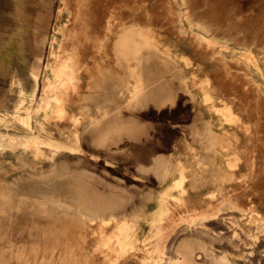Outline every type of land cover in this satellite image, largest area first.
<instances>
[{"label":"rangeland","instance_id":"1","mask_svg":"<svg viewBox=\"0 0 264 264\" xmlns=\"http://www.w3.org/2000/svg\"><path fill=\"white\" fill-rule=\"evenodd\" d=\"M31 1H34L36 6L39 3V0H14L13 6L7 8L8 20L3 17L0 20V213H3V208L13 206L5 210V215L11 221L7 220L3 225L0 224V234H3L0 235V264H97V262L98 264H166L169 262L167 258L179 255L175 252L176 243L183 237L191 236L196 230L200 231L199 236L204 242L208 256L220 258L222 264H264V85L248 81L243 87L237 80L238 77L226 74L232 65H236L237 68L249 67L252 73L259 77L255 74L257 70L254 65V62H258L264 77V59H262L264 58V0H149L150 3L148 0H112L113 7L115 1L118 3V19L112 23L113 26L124 25L125 28L132 29L131 40L139 49L126 55L131 60L121 61V66H118V58L121 59L122 55L119 56V52L113 46L116 45L118 35L109 32L103 39L98 54L100 63L107 71L106 74L108 76L114 74L116 77V81L107 84L111 91L108 97L103 96L98 101L76 104L66 102L67 113L55 111L52 115L41 117V122L38 123H35L34 117L28 116L27 112L37 108L40 103L43 94V72L37 87L31 78L28 82L24 80L21 69L22 60L26 57L25 73L29 76L28 68L35 60L33 53L25 55L23 50L26 42L28 41L27 43L35 48L37 41L42 38V30L38 31L37 35H31L30 23L26 26L28 35L23 30L22 20L24 14L29 12ZM45 1H53L55 4L54 17L50 23L48 35V39L52 41L53 37L59 36V17L64 11L61 10L62 0ZM0 7H4L2 0H0ZM44 26L43 24V28ZM50 51L51 45L48 42L44 47L42 68L47 65ZM152 62L161 66L170 65L172 70L183 79V81L175 80V84L177 87L184 86L181 92L192 102L195 119L189 130V138L182 149L167 159L161 169L162 184L166 181L167 172L173 169L177 162L182 161L189 168L187 170L189 177L184 180L183 185L187 187L186 192L181 193L180 187L173 188L169 192L172 210L166 213L171 218L168 222L165 221L166 230L161 234L165 241L166 256L157 260H145L140 257L144 253L142 249L138 258L130 257V253L140 249L145 242L129 243L128 247L122 249L117 240L106 238L108 234L113 235L116 222L114 224L112 221H103L102 218L92 221L97 216L88 209L78 208L73 202H71L73 206L69 208L50 206L46 209L43 208V203L51 198L65 200V197L77 189L86 196L91 194L95 196L94 186L90 183L86 184L84 175L73 170L68 164V159L64 157L65 152L69 151V147L73 144V132L84 127L96 131L105 128L108 124H119L123 114L141 109L143 105H139V101L135 104L136 101L132 100L131 92L137 96L139 86L145 83L144 70ZM219 72L222 73L220 80L224 90L222 87L213 90L215 101L212 100V102L223 108L225 112L230 111L231 116L243 119L242 117L246 114L243 111L245 101L241 99L240 92L245 90L246 99L252 104L254 119L263 120L262 140L257 143L258 135L256 134L253 140L254 146L248 149L243 158L225 157V163L222 166L210 165L206 161L207 164L204 162L200 164L205 151L202 150L199 136L207 134L209 113L190 91V85L193 83L204 87L208 83L215 82L214 77ZM241 73L243 76L244 72ZM115 85L117 92L113 91V88H116ZM256 88L260 89L263 103L258 101L259 93H255ZM120 90L124 92L120 93ZM98 102L101 103V109L97 108ZM83 106H87L88 110L83 111ZM74 107L77 111L73 110ZM74 114L78 115V119L73 116ZM31 126H37L36 132L40 135L41 144L38 150H34L26 143L24 145L9 143V138H17V135L24 134ZM119 133L115 131L112 135ZM1 136L5 138L1 139ZM23 140L28 141L25 138ZM103 145L108 147L109 144H102V147ZM220 170H223V173L229 172L232 179L229 182L224 181ZM214 190L216 192L212 194L210 206L207 208H202L199 202H194V196ZM158 195H160V188L150 198L141 202L142 206L139 210L129 215L133 220L126 224L129 229L153 227L145 224L146 220H158L163 217L157 208L160 201ZM18 203L21 204L20 208L16 207ZM198 205L199 209H197ZM100 212L99 216L103 217L102 210ZM31 223H35L34 226ZM210 223L214 224L212 228L207 227ZM62 226H64V232L61 231ZM42 228H45L43 232ZM8 229H11V232ZM56 243L57 245H54ZM4 253L6 256L3 255ZM70 253L73 255L71 256Z\"/></svg>","mask_w":264,"mask_h":264},{"label":"bare ground","instance_id":"2","mask_svg":"<svg viewBox=\"0 0 264 264\" xmlns=\"http://www.w3.org/2000/svg\"><path fill=\"white\" fill-rule=\"evenodd\" d=\"M111 1L112 0H62V2H61V10H63L64 13L62 14V16L59 17V23H60V26L58 28V30H59V36H57L55 38L53 37L52 41H50L48 39V35H49V32H50V23H52L51 22L52 20H50V19L49 20H45V19H40L38 17H35V19H31V20L27 21L25 24H22L23 25L24 33L26 35H28V30H27L26 26L29 23L31 24V31H30L31 32V35L32 34L33 35H37L38 31L42 30V38H41L40 41H37V43H36L37 45H36L35 48H33L29 43H27L28 41L26 42V44L24 46V50L23 51H24L25 55L30 54V53H33L35 55L34 62H32L30 64L29 68H28L29 76L26 75V73H25V71L27 69V60H26V57L23 58L22 63H21V69H22V73L24 75V80L26 82H28L29 79L31 78V80L35 83V85L37 87L39 86V79L42 76V72H43V80H42V82H43V94H42V97L40 99V103L37 106V108L30 109L27 112V115L28 116L34 117L35 123L41 122L40 121V118L41 117L48 116V115H52L55 111L56 112H59V113H63V114L64 113H67V111L65 109V103L66 102H71V103H75L76 104L77 102H85V101H91L92 102V100L93 101H98L99 98L100 97H103V96L108 97L109 92H111V91L109 90V87L107 86V84L109 82L116 81V77H115L114 74L112 76H108V74H106L107 71H106L105 67L100 63V60L98 58V54H99V52L101 50L102 41L106 37V35L109 34V32H113L114 34L118 35V36H116L117 37V41L115 42L116 45H113V46H115L116 51L119 52V56L122 55L121 56L122 57L121 59L118 58V62H117V65L118 66H121V64H120L121 61L131 60L130 57H128L126 55H128L131 52L139 49L138 46L131 40V37L133 35V30L132 29H130V28L127 29V28L124 27V25H122L121 27L119 25L113 26L112 23H114V21L118 19L117 18V13H118L117 12V8H118L117 5H118V3L115 1V6L113 7V5H111ZM150 1L148 0L149 3H150ZM111 7H113V10L114 11L113 10L110 11V8ZM231 8H232V6H231ZM183 10H184V8H183ZM216 10H217V8H216ZM199 14H201V13H199ZM215 14H216V12H215ZM252 15H251V17H252ZM252 23H253V21H252ZM43 24L45 25L44 28H43ZM237 25H239V24H237ZM145 32H147V31L145 30ZM257 33H259V32H257ZM146 34H148V33H146ZM26 39H27V37H26ZM48 42L51 45V51H50V53L48 55L47 65H45V67L42 68L41 67V64H42L43 58H44V47H45V44L48 43ZM147 46H148V44H147ZM158 48H159V46H158ZM186 49H188V48H186ZM191 49H192V47H191ZM160 51H161V49H160ZM262 59H264V58H262ZM206 62H208V61H206ZM138 63H139V61H138ZM140 63H141V61H140ZM254 65L256 66V70H257L255 72V74L257 76H259V77H256L252 73L253 71L249 67L237 68L236 65H232L231 68L229 70H227L226 74L228 76H234L236 78L238 77L237 80L240 81V85L243 86V87L246 86V84H247L248 81H252L254 83H259L260 85L263 86L264 85V77L262 75L261 65L258 62L257 63L254 62ZM156 71L158 72L157 73V77L158 78H161L163 76V72L161 73L159 71V68L158 67L153 68L151 70L152 74H154V72H156ZM242 71L244 72L243 73V76L241 75L242 74L241 73ZM221 76H222V73L219 72V74H217V76L214 77L215 78L214 79L215 82L208 83L207 86H204V87H201L199 84H196V83L195 84L193 83V84L190 85V91H191V93H193L198 98L199 104L205 110H207L208 113H209L208 114L209 115L208 122H207V125H206L207 134L205 136H199V142L201 144L202 150L205 151V153L202 155V157L200 159V164L201 163L203 164V162H204V164H207V163H205V161H206L210 165L211 164L212 165L213 164H216L218 166H222L225 163V157H229V158L230 157L243 158L245 156V154L247 153L248 149H250V148H252L254 146L253 145V143H254L253 140H254V136L256 134L258 135V142L257 143H259L262 140L261 139V135H262V132H263V120L262 119H258V120L254 119L255 117H254V114H253L252 104H250L249 100L246 99L247 98L246 97L247 95L244 92L245 90L242 91V92H240L241 93V99L243 101H245L244 102V109H243V111L246 114H245V117H242L243 119H241L239 117L236 118V117L231 116L230 115V111L225 112V110L223 108L219 107L217 104H215V103L212 102V100L215 98V96L213 95L212 91L213 90L215 91V90H217V89H219L221 87L224 90V86L221 84V80H220L221 79ZM193 77H195V76H193ZM171 78L173 80V86L172 87H169L168 84L166 85L165 83H162V82H157V84H154L155 86L153 85L152 87H148L147 84H145V83L142 84V85H140L139 86V90L136 93L137 96L135 95L134 92H131V95L133 96L132 100L133 101L134 100L136 101L135 104L138 103V101H139V105H140L141 102L148 103V102H152L153 101V102H156V103H160V99L163 98V96L165 94H167V101L170 102V103H173L176 100L177 93L179 91L183 90L184 89V86L183 85L182 86H178V87L176 86L175 80L179 79V80L183 81V79L181 77H179L178 74H176L173 70L171 72ZM159 80H161V79H159ZM115 87L116 88H113V91L114 92H117V86L115 85ZM240 89H242V88L240 87ZM119 92L120 93H123L124 90H120ZM255 93H259L258 94V101H259V103H263V101H262V94L260 92V89L259 88H256L255 89ZM235 94H237V93H235ZM213 101H215V100H213ZM97 108L98 109H101V103L100 102H98ZM82 109H83V111H85V110H88V107L87 106H83ZM73 110L74 111H77L76 108L73 109ZM70 111H72V110H70ZM234 112H236V111H234ZM240 113H241V111H240ZM73 116L78 119V115L77 114H74ZM60 123H62V122H60ZM13 124H15V123H13ZM43 125H45V124H43ZM255 125L257 127H255ZM56 127H58V126H56ZM36 129H37V126H31V127H29L26 130V132L24 134L17 135V138H9L8 141L12 145H15V144L16 145H24L26 143V145H29V146L33 147L34 150H38L40 148L41 142H40V138H39L40 135L37 134ZM74 129H76V128H74ZM5 130H7V128ZM56 130H57V128H56ZM82 130H83V128L76 129L73 132L74 141H73V144H71V146L69 147V151H71V152H74V151H79L80 152L81 151V147H80V135H81ZM118 130H119V126H117V124H113V123L112 124H108L104 129H102V130L99 131V136H100V138H101L102 141H106L110 137V135L114 134V132L115 131H118ZM52 131L56 133V131H54V130H52ZM48 132H46V133H48ZM63 134H64V132H63ZM66 134H67V132H66ZM51 135H53V134H51ZM41 137H43V136L41 135ZM48 137H50V136L48 135ZM4 138H5L4 136H1V139H4ZM24 138L25 139H28V141L26 140L27 142H25V140H23ZM44 144H45V142H44ZM49 144H51V143H49ZM63 144H65V143H63ZM100 144H102V143H100ZM103 144H105V143H103ZM96 146H97V143H96ZM104 147L105 146L103 145V148ZM96 148H98V147H96ZM45 149H47L46 146H45ZM211 152H213L214 154L211 153ZM50 153H52V152H50ZM37 157H38V155H37ZM133 158H135V156H133ZM19 160H21V159L19 158ZM2 169H3V167H2ZM188 169H189L188 166L184 162L179 161V162H177V164L174 166L173 169H171L170 171L167 172L166 181L163 182L162 185H161V187H160V195H158V196H160V201H159V203L157 205V208L160 210V213H161V215L163 217H161L158 220H156V219H150V220L147 219L146 220V223H145V224L151 225L153 227H146L145 224H144L145 227H143V228H138L137 227L138 229H136V228L135 229H129L126 224H128L131 221H133L132 218L129 215L120 216V217H116V216H109V217L103 216V217H100L99 215L101 213L100 212L101 201H99L92 194H91V196H86L81 190H78V189L75 190L74 193H71L70 195H68L67 197H65V200H61V198H51V199L46 200V202L43 203V208L46 209V208H48L50 206L51 207H67V208H69V207L73 206V204H71V202H73V203H75V206H77L78 208H85V209H88L89 211H92L94 213V215L97 216L92 221H97L98 219L102 218L103 221H112V222H114V224L116 222L117 225H116L115 230L113 231V235H109L108 234V235H106V238H108L109 240H113V239L117 240L118 244L121 245V248L122 249L128 247L129 246V243L132 244L133 242H137V241L145 242V244L142 245L140 247V249H136L135 251H132L130 253V257H137L138 258L141 255V249H142L144 251V253L140 256V257H142V259H145V260L146 259H154V260H157L158 258H161L163 256H166V254H165V241H163V237H162L161 234L166 230L165 229V225L167 223H165V221L168 222L169 218H171L168 215V213H166V211H169V210L171 211L172 210L171 205H170L171 204L170 203V201H171L170 200V197L171 196H170L169 192L173 188H177V187L182 188V189H180V192L181 193L182 192L183 193L186 192L187 187H185L183 185L185 183L184 180L189 177V175L187 173L188 172L187 171ZM220 173H223V170H220ZM228 173H223V175H222L223 176V179H225L224 181H226V182H229L232 179L231 178V175H229ZM207 180L208 179L206 178V181ZM209 181L211 182V180H209ZM90 183H91V181H90ZM218 186H220V185H218ZM215 192H216L215 190L214 191H205L203 193L200 192L201 195H199L197 197L196 196L193 197L194 198V202L195 201L196 202H199L201 204V207L202 208H207L208 206H210V203H211L210 198L212 197V194H214ZM88 199H90V200H88ZM233 200H234V198H233ZM8 201H10V200H8ZM23 204H24V202H23ZM180 206H182V205H180ZM16 207L20 208L21 207V204L18 203V205ZM197 207H198L197 209H199V205ZM8 208H13V206L10 205V207H8ZM8 208H3V213L2 214L0 213V224H2V225H3V223H6L7 220L9 222L11 221L5 215L6 214L5 213V210L8 209ZM20 214H22V213H20ZM39 215H41V214H39ZM151 216H152V214H151ZM27 217H28V215H27ZM32 217H35V216H32ZM135 217H137V216H135ZM36 220H38V219H36ZM41 220H42V218H41ZM53 221H55V220H53ZM67 222H69L68 219H67ZM27 224H30V223H27ZM31 224L34 226L35 223H31ZM38 224H37V226H38ZM60 224H61V222H60ZM47 225H49V224H47ZM69 225H71V224H69ZM213 225H214L213 223H210L209 226H207V227L212 228ZM59 226H61V225H59ZM63 227L64 226H62L61 231L63 230ZM75 227H77V226H75ZM1 228H3V226ZM79 228H81V227H79ZM43 229H45V228H42L41 229L42 232H43ZM51 230H52V228H51ZM54 230L55 229H53V231ZM68 230H66V231H68ZM31 231H32V229H31ZM42 232H40V233H42ZM63 232H64V230H63ZM199 232H200L199 230H196V231L193 232V234L191 236L183 237V238H181L176 243V245H175L176 246L175 247V252L177 254H179L178 256L184 262H187L189 264H198L197 263V258L198 257H201V255L198 252L204 250V248H205L204 247V244H203V241H202L201 237L199 236ZM52 233L53 232H51V234ZM54 233H55V231H54ZM9 235H11V234H9ZM60 236H62V235H60ZM12 237H14V236L12 235ZM59 237H56V238H59ZM68 238H69V236H68ZM44 239H45V236H44ZM74 240H76V239H74ZM79 243H80V241H79ZM5 244H3V245H5ZM31 244H32V242H31ZM43 244H41V245H43ZM47 244H48V242H47ZM32 245H31V247L33 248ZM54 245H57V243L54 244ZM134 246H131V248H135ZM51 247H53V246H51ZM61 247H62V244H61ZM62 249H64V248H62ZM20 250H23V249H20ZM80 250H82V249H80ZM7 252H8V250H7ZM41 252L43 253V251H41ZM42 253H41V255H44ZM24 254L27 255L26 253H24ZM34 254H35V252L33 253V255ZM73 254L75 255V251H74ZM73 254H71V256ZM3 255H5V253ZM68 255H69V253H68ZM9 256H11V255H9ZM53 256H54V253H53ZM36 257H37V255H36ZM46 258H45V261H46ZM29 261H31V259ZM51 261H53V259ZM76 262H78V261H76ZM20 263H21V261H20ZM6 264H8V263H6ZM97 264H98V262H97Z\"/></svg>","mask_w":264,"mask_h":264},{"label":"crops","instance_id":"3","mask_svg":"<svg viewBox=\"0 0 264 264\" xmlns=\"http://www.w3.org/2000/svg\"><path fill=\"white\" fill-rule=\"evenodd\" d=\"M2 1L4 7H0V20L1 17L8 20L7 8L13 6L14 0ZM54 5L53 1L39 0L36 6L31 1L22 24L35 17L52 20ZM156 67L163 72L161 78L157 77V71L154 74L151 72ZM144 71L143 79L148 87L157 82L173 86L170 65L161 66L152 62ZM140 104L143 106L138 111L122 115L121 123L117 124L119 134L102 141L99 131L104 128L93 131L84 127L80 135L81 151L65 152L64 157L68 159L70 167L84 175L86 184L91 181L90 184L94 186V195L101 201L102 216L120 217L139 210L141 202L161 187L163 164L181 150L189 138L195 109L184 93L179 91L173 103L167 101L165 94L160 103L152 101ZM100 143L109 145L103 148ZM198 253L201 255L197 258L198 264H222L220 258L208 256L205 248ZM167 259L169 262L166 264H189L178 255Z\"/></svg>","mask_w":264,"mask_h":264}]
</instances>
